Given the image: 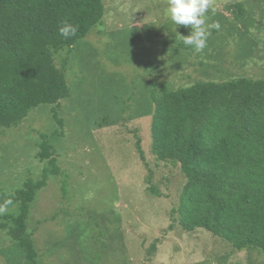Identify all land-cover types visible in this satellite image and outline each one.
I'll list each match as a JSON object with an SVG mask.
<instances>
[{"label":"rangeland","instance_id":"1","mask_svg":"<svg viewBox=\"0 0 264 264\" xmlns=\"http://www.w3.org/2000/svg\"><path fill=\"white\" fill-rule=\"evenodd\" d=\"M104 4L85 38L50 49L70 94L0 127L3 191L14 192L30 176L41 181L27 219L38 264H264L258 250L179 226L172 210L186 176L179 164L157 160L151 135L154 90L264 80V0H212L216 11L206 14V26L220 27L210 29L201 52L177 36L191 29L171 21L167 0ZM43 135L69 176L67 189L61 175L43 176L50 160L39 157ZM17 212L13 205L8 213ZM0 264H30L1 225Z\"/></svg>","mask_w":264,"mask_h":264},{"label":"trees","instance_id":"2","mask_svg":"<svg viewBox=\"0 0 264 264\" xmlns=\"http://www.w3.org/2000/svg\"><path fill=\"white\" fill-rule=\"evenodd\" d=\"M104 12V0H0V127L16 125L33 108L70 94L50 49L72 47ZM65 21L78 25L67 39L58 30ZM151 99L153 153L157 160L179 164L186 176L172 210L179 226L204 228L238 250L264 253V80L198 81L154 90ZM52 113L62 125L55 108ZM40 148L39 157L50 159L43 176L61 175L67 189L69 176L56 163L45 135ZM136 149L145 163L140 139ZM40 186L30 176L12 193L0 187V203L11 198L18 206L17 213L3 215L0 225L19 242L30 264L38 262L27 219Z\"/></svg>","mask_w":264,"mask_h":264},{"label":"clouds","instance_id":"3","mask_svg":"<svg viewBox=\"0 0 264 264\" xmlns=\"http://www.w3.org/2000/svg\"><path fill=\"white\" fill-rule=\"evenodd\" d=\"M215 13L212 0H167L166 14L175 25L190 27V34L180 35L186 46L192 47L196 52H201L207 45V39L211 35V28L219 29L218 23L206 26V14L209 10ZM59 33L65 39L75 36L78 25L70 22H63L59 27ZM13 199L7 198L0 203V215H5L13 206Z\"/></svg>","mask_w":264,"mask_h":264}]
</instances>
